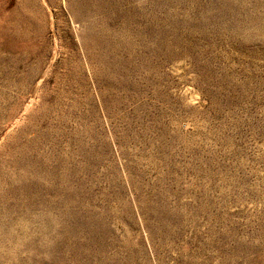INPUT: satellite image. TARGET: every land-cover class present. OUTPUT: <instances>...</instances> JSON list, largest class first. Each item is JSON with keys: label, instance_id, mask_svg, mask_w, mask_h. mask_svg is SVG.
Here are the masks:
<instances>
[{"label": "rangeland", "instance_id": "obj_1", "mask_svg": "<svg viewBox=\"0 0 264 264\" xmlns=\"http://www.w3.org/2000/svg\"><path fill=\"white\" fill-rule=\"evenodd\" d=\"M0 264H264V0H0Z\"/></svg>", "mask_w": 264, "mask_h": 264}]
</instances>
